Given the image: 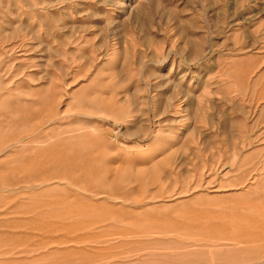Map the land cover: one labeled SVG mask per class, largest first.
Listing matches in <instances>:
<instances>
[{"label": "rangeland", "instance_id": "rangeland-1", "mask_svg": "<svg viewBox=\"0 0 264 264\" xmlns=\"http://www.w3.org/2000/svg\"><path fill=\"white\" fill-rule=\"evenodd\" d=\"M0 132V264H264V0H0Z\"/></svg>", "mask_w": 264, "mask_h": 264}, {"label": "bare ground", "instance_id": "bare-ground-1", "mask_svg": "<svg viewBox=\"0 0 264 264\" xmlns=\"http://www.w3.org/2000/svg\"><path fill=\"white\" fill-rule=\"evenodd\" d=\"M22 92H23V91H22ZM43 92H44V91H43ZM34 93H35V92H34ZM47 93H48V92H47ZM47 93H46V94H47ZM20 94H21V93H20ZM48 94H49V93H48ZM96 94H97V93H96ZM23 95H24V93H23ZM15 96H16V95H15ZM20 96H21V95H20ZM24 96H25V95H24ZM92 96H93V95H92ZM92 96H90V97H92ZM37 97H38V96H37ZM94 97H95V96H94ZM39 98H44V97L42 96V97H39ZM39 98H36V99H39ZM5 99H6V98H5ZM13 99H14V98H13ZM9 101H10V100H9ZM18 101H19V100H18ZM32 101H33V100H32ZM111 101H112V99H111ZM111 101H110V104H111ZM3 102H4V101H3ZM11 102H12V101H11ZM86 102H87V101H86ZM100 102H101V101H100ZM106 102L108 103V101H106ZM112 102H113V101H112ZM32 103H33V102H32ZM41 104H43V103H41ZM15 105H17V103H15ZM18 105H20V104H18ZM18 105H17V106H18ZM100 105H101V103H100ZM106 105H107V104H106ZM39 106H41V105H39ZM50 106H51V105H50ZM82 106H83V105H82ZM84 106H87V104H85ZM34 107H35V106H34ZM42 108H43V107H41V110L43 111ZM49 108H51V107H49ZM87 109H89V107H87ZM45 110H46V109H45ZM45 110H44V111H45ZM44 111H43V112H44ZM29 112H30V111H29ZM33 112H34V111H33ZM58 112H59V111H58ZM36 113H37V112H36ZM39 113H40V112H39ZM50 113H51V112H50ZM53 113H54V111L52 112L51 115H53ZM42 114L44 115L45 113H42ZM22 115H23V114H22ZM47 115H50L49 112L47 113ZM47 115H46V116H47ZM23 117H24V116H23ZM23 117H22V118H23ZM49 117H51V116H49ZM55 117H57V116H55ZM37 118H38V117H37ZM39 118H40V117H39ZM43 118H44V117H43ZM43 118H42V119H43ZM46 119H50V118H46ZM23 120H24V118H23ZM59 120H60V119H59ZM59 120H57V121H59ZM47 121H48V120H47ZM53 121H54V120H53ZM57 121H55V122H57ZM30 122H31V120H30ZM35 122H36V121H35ZM35 122H34V124H35ZM39 122H40V121H39ZM55 122H54V123H55ZM5 123H6V122H5ZM31 123H32V122H31ZM6 124H7V123H6ZM12 124H13V122H12ZM19 124H20V123H19ZM55 124H56V123H55ZM2 125H3V124H2ZM17 125H18V124H17ZM43 125H44V124H43ZM53 125H54V124H53ZM13 126H14V125H13ZM21 126H22V125H21ZM33 126L36 127L35 125H33ZM39 126H40V125H39ZM48 126H49V125H48ZM3 128H4V127H3ZM15 128H16V127H15ZM19 128H20V129H19ZM25 128H26V126H25ZM27 128H28V127H27ZM36 128H38V127H36ZM36 128H35V129H36ZM4 129H5V128H4ZM13 129H14V128H13ZM17 129L22 130L20 126H18ZM17 129H16V130H17ZM94 129H95V128H94ZM14 130H15V129H14ZM25 130H26V129H25ZM36 130H37V129H36ZM36 130H35V131H36ZM7 131H8V128H7ZM10 131H11V130H10ZM10 131H9V133H10ZM23 131H24V130H23ZM27 131H29V130H27ZM44 131H45V130H44ZM48 131H49V130H48ZM17 132H18V131H16L15 133H17ZM21 132H22V131H21ZM39 132H40V131H39ZM55 132H56V131H55ZM4 133H6V131H5ZM32 133H33V132H32ZM44 133H45V132H44ZM44 133H43V134H44ZM52 133H53V131L50 130V133H49L48 135H50V134H52ZM0 134H2V133L0 132ZM30 134H31V133H30ZM40 134H41V133H40ZM46 134H47V133H46ZM46 134H45V135H46ZM4 135H5V134H4ZM4 135H3V136H4ZM27 135H28V134H27ZM27 135L25 134L26 137H28ZM38 135H39V134H38ZM48 135H47V136H48ZM39 136H40V135H39ZM42 136H43V135H42ZM51 136H53V135H51ZM0 137H1V136H0ZM20 137L23 138L24 135H23V137H22V136H20ZM20 137H19V138H20ZM26 137H25V139H26ZM74 137H75V136H74ZM19 138H18V141H17V142H19V140H22V139H19ZM42 138H43V137H42ZM39 139H40V138H39ZM74 139H75V138H74ZM16 140H17V139H16ZM31 140H32V139H31ZM37 140H38V138H37ZM56 140H57V139H56ZM12 141H13V140H12ZM40 141H41V140H40ZM40 141H39V142H40ZM60 141H61V140H60ZM75 141H76V140H75ZM24 142L26 143L25 140H24ZM77 142H78V141H77ZM10 143H11V142H10ZM13 143H14V142H13ZM29 143H30V141H29ZM64 143H65V142H64ZM69 143H70V142H69ZM86 143H87V142H86ZM23 144H24V143H23ZM52 144H53V143H52ZM55 144H56V143H55ZM9 145H11V144H9ZM12 145H14V144H12ZM12 145H11V146H12ZM26 145H28V142L26 143ZM29 145H30V144H29ZM29 145H28V148H29ZM49 145H51V144H49ZM2 146H3V145H2ZM11 146H9V147H11ZM14 146H15V145H14ZM22 146H23V145H22ZM24 146H25V144H24ZM24 146H23V147H24ZM30 146H31V145H30ZM41 146H42V145H41ZM7 147H8V146H7ZM7 147H6V148H7ZM42 147H43V146H42ZM52 147H53V146H52ZM24 148H25V147H24ZM26 148H27V146H26ZM21 149H23V148H21ZM45 149H46V148H45ZM54 149H57V148L55 147ZM67 149H68V148H67ZM84 149H85V148H84ZM6 150H7V149H6ZM8 150H9V148H8ZM8 150H7V151H8ZM47 150H48V149H47ZM69 150H70V149H69ZM43 151H45V150H43ZM49 151H50V150H48V152H49ZM53 151H54V150H53ZM82 151H83V150H82ZM0 152H2V150H1ZM57 152H58V149H57ZM59 152H60V151H59ZM59 152H58V153H59ZM84 152H85V151H84ZM87 152H88V151H87ZM91 152H92V151H91ZM2 153H3V152H2ZM4 153H5V151H4ZM33 153H34V151H33ZM55 153H56V152H54V154H55ZM64 153H65V152H64ZM1 155H2V154H1ZM56 155H57V154H56ZM66 155H67V154H66ZM45 156H46V155H45ZM51 156H52V155H51ZM51 156H50V157H51ZM88 156H89V155H88ZM37 157H38V155H37ZM37 157H36V159H37ZM46 157H47V156H46ZM50 157H48V158L51 159ZM57 157H58V156H57ZM60 157H61V155H60ZM43 158H45V157H43ZM67 158H69V156H68ZM93 158H94V157H93ZM93 158H91V159L94 160ZM88 159H89V158H88ZM91 159H90V161H91ZM33 160H34V158H33ZM36 161H37V160H36ZM52 161H53V160H52ZM34 162H35V160H34ZM50 162H51V161H50ZM63 162H64V161H63ZM35 163H36V162H35ZM35 163H34V164H35ZM53 163H54V162H53ZM53 163H52V164H53ZM60 163H62V162H60ZM60 163H59V164H60ZM15 164H16V163H15ZM27 164H28V162H27ZM30 164H31V163H30ZM55 164H56V163H55ZM64 164H66V163H64ZM76 164H77V163H75V165H76ZM119 164H120V163H119ZM38 165H40V164H38ZM45 165H46V164H45ZM60 165H62V164H60ZM60 165H59V166L56 165V166L60 167ZM80 165H81V164H80ZM83 165H84V167H87V168H86L87 170L83 167ZM83 165H82V167H83L86 171H88V168H91V167H90L91 164H90V165L88 164L89 167L86 166L85 163H84ZM93 165H96V163H93ZM32 166H33V165H32ZM71 166H72V164H71ZM76 166H78V165H76ZM28 167H29V166H28ZM30 167H31V166H30ZM53 167H54V166H53ZM61 167H62V166H61ZM61 167H60V168H61ZM74 167H75V166H74ZM82 167H81L80 169H82ZM120 167H121V166H120ZM50 168H51V167H50ZM50 168H49V169H50ZM72 168H73V167H72ZM76 168H78V167H76ZM118 168H119V167H118ZM24 169L27 170V168H24ZM35 169H36V168H34V170H35ZM37 169H38V168H37ZM47 169H48V168H47ZM62 169H63V168H62ZM84 169H83V170H84ZM28 170H29V169H28ZM28 170H27V171H28ZM30 170H31V169H30ZM30 170H29V171H30ZM41 170H42V169H41ZM51 170H52V169H51ZM53 170H54V171L56 170V171H55V172L57 173V174H55V176H56V175H59L57 171H60L61 169L59 170V168L54 167ZM73 170H74V168H73ZM83 170H80V172L82 171V173H83ZM90 170H91V169H89V171H90ZM104 170H105V169H104ZM1 171H2V170H1ZM5 171H6V169H5ZM8 171H9V170H8ZM61 171H62V170H61ZM86 171H85V172H86ZM91 171H92V172H90L91 175L94 173V171H96V174H97V169H96V170L94 169V171H93V170H91ZM99 171H100V170H99ZM107 171H108V170H107ZM31 172H32L31 174L34 173V171H31ZM101 172H102V171H101ZM109 172H110V171H109ZM10 173H11V172H10ZM26 173H27V172H26ZM59 173H60V172H59ZM98 173H99V172H98ZM102 173H103V172H102ZM104 173H105V172H104ZM28 174H30V173H28ZM43 174H44V173H43ZM99 174H100V173H99ZM49 175H50V174H49ZM0 176H1V175H0ZM30 176H31V175H29V178H31ZM53 176H54V175H53ZM59 176H60V175H59ZM93 176H94V175H93ZM95 176H96V175H95ZM95 176H94V177H95ZM3 177L5 178V176H3ZM17 177H18V176H17ZM27 177H28V176H27ZM27 177L24 176V179H26ZM32 177H33V176H32ZM46 177H47V176H46ZM57 177H58V176H57ZM60 177H61V176H60ZM8 178H9V177H8ZM29 178H28V179H29ZM42 178H44V177H42ZM49 178H50V177H49ZM58 178H59V177H58ZM13 179H14V178H13ZM20 179H22V178H20ZM55 179H57V178L55 177ZM0 180H1V179H0ZM33 180H34V179H33ZM48 180H49V179H48ZM48 180H47V181H48ZM17 181H18V180H17ZM44 181H45V180H44ZM44 181H42V182H44ZM4 182H5V181H4ZM13 182H14V181H13ZM22 182H23V181H22ZM30 182H31V181H30ZM52 182H53V181H52ZM52 182H50V183H52ZM56 182H57V180H56ZM1 183L3 184V182H1ZM5 183H6V182H5ZM32 183H33V182H32ZM32 183H31V184H32ZM35 183H36V181H35ZM27 184H28V183H27ZM37 184H38V183H37ZM48 184H49V183H47V185H48ZM56 184H57V183H56ZM59 184H60V183H59ZM39 185H40V184H39ZM49 185H50V184H49ZM9 187H10V186H9ZM26 187H28V186H26ZM50 187H51V186H50ZM56 187H58V186H56ZM37 188H38V187H37ZM47 188H49V187H46L45 189H47ZM52 188H54V187H52ZM52 188H51V189H52ZM59 188H60V187H59ZM0 189H1V188H0ZM21 189H22V188H21ZM30 189H31V188H30ZM34 189H35V187H34ZM13 190H14V189H13ZM24 190H27V189H24ZM22 191H23V190H22ZM0 192H1V191H0ZM29 192H30V191H29ZM52 192H53V190H52ZM54 192H55V191H54ZM57 192H58V191H57ZM65 192H66V191H65ZM24 193H25V192H24ZM48 193H49V192H48ZM29 194H30V193H29ZM31 194H33V193H31ZM37 194H38V193H37ZM52 195H54V194H52ZM60 195H61V194H60ZM62 195H63V194H62ZM28 196H30V195H28ZM63 196H64V195H63ZM68 196H69V195H68ZM1 197H2V196H1ZM13 197H14V196H13ZM33 197L35 198L36 196H33ZM41 197H42V196H41ZM36 198H37V197H36ZM47 198H48V197H47ZM61 198H62V197H61ZM12 199H13V198H12ZM7 200H8V199H7ZM34 200H35V199H34ZM37 200H38V199H37ZM85 200H86V199H85ZM45 201H46V200H45ZM61 201H62V200H61ZM61 201H60V200L58 201V199L56 200V202H58L59 204H60ZM82 201H83V200H82ZM54 202H55V201H54ZM74 202H75V201L72 200V202H71L70 204H72V203L74 204ZM42 203H43V202H42ZM75 203H76V202H75ZM51 204H52V203H51ZM55 204H56V203H55ZM55 204L53 205V207H52V206H51V207L54 208V206H57V205H55ZM62 204H64V202H63ZM65 204H66V203H65ZM67 204H68V203H67ZM73 204H72V205H73ZM34 205H36V204H34ZM36 206H37V205H36ZM39 206H41V204H40ZM39 206H38V208H39ZM57 207H58V206H57ZM57 207H56V208H57ZM60 207H62V205H60ZM52 208H51V210H52ZM70 208H72V207H70ZM32 209H34V208H32ZM32 209H31V210H32ZM39 209H40V208H39ZM51 210H50V211H51ZM39 211H40V210H39ZM80 211H81V210H80ZM6 213H7V212H6ZM6 213H5V214H6ZM35 213H36V212H35ZM62 213H63V212H62ZM7 214H8V213H7ZM64 214H66V213L64 212V213H63V216H64ZM0 215H1V214H0ZM34 217H35V216H34ZM77 217H78V216H77ZM36 219H37V218H36ZM50 219H51V218H50ZM50 219H47V220L51 221ZM54 219H55V215H54ZM57 219H58V218H57ZM57 219H56V220H57ZM60 219H61V218H60ZM64 219H65V218H64ZM37 220L39 221V219H37ZM40 220H41V219H40ZM56 220H55V221H56ZM40 222H41V221H40ZM42 222H43V221H42ZM46 222L48 223V221H46ZM25 223H26V222H25ZM44 223H45V222H44ZM44 223H43V224H44ZM49 223H50V222H49ZM49 223H48V224H49ZM51 223H53V222H51ZM57 224L59 225L58 222H57ZM60 224H61V223H60ZM40 225H42V223H41ZM40 225H38V226H40ZM54 225H55V224H54ZM12 226H13V225H12ZM45 226H48V225H45ZM49 226H50V225H49ZM62 226H63V225H61V227H62ZM50 227H51V226H50ZM48 228H49V227H48ZM53 229H54V228H53ZM55 229H56V228H55ZM60 229H61V228H60ZM60 229H59V230H60ZM61 230H62V229H61ZM48 231H49V230H48ZM50 232H51V231H49V233H50ZM56 232H57V231H56ZM58 232H59V231H58ZM51 233H52V232H51ZM54 233H55V232H54ZM76 237H77V236H76ZM56 238H57V237H56ZM49 239H50V238H49ZM50 240H51V239H50ZM56 240H57V239H56ZM73 240H74V239H73ZM46 241H49V240H46ZM51 241H53V240H51ZM61 241H62V240H61ZM67 241H68V238H67ZM71 241H72V239L69 240V242H71ZM59 242H60V239H59ZM69 242H68V243H69ZM72 242H73V241H72ZM50 243H51V242H50ZM65 243H66V242H65ZM43 244H44V243H43ZM45 244H46V242H45ZM53 244H54V243H53ZM58 244H59V243H58ZM62 244H63V243H62ZM55 245H56V244H55ZM55 245H54V246H55ZM49 246H50V245H49ZM49 246H48V247H49ZM46 248H47V247H45V249H46ZM49 248H50V247H49ZM41 249H42V248H41ZM43 250H44V249H43Z\"/></svg>", "mask_w": 264, "mask_h": 264}]
</instances>
